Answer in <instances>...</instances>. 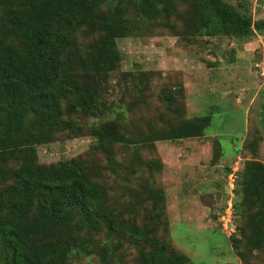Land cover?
Returning a JSON list of instances; mask_svg holds the SVG:
<instances>
[{
	"label": "rangeland",
	"instance_id": "374dc122",
	"mask_svg": "<svg viewBox=\"0 0 264 264\" xmlns=\"http://www.w3.org/2000/svg\"><path fill=\"white\" fill-rule=\"evenodd\" d=\"M225 1L253 21L264 19V0ZM137 5L103 0L98 7L125 29L114 36L118 60L111 70L88 68L101 29L73 33L65 57L84 63L75 73L94 87L96 112L69 111V99L63 100L65 114L50 142L0 155V192L20 165L78 161L91 171L108 209L99 227L82 223L78 214L70 226L28 244L33 250L66 245L65 264H141L150 245L130 230L142 227L164 242L166 253L183 254L189 264H264V248L246 247L250 215L258 208L241 205L229 177L246 161L264 164V29L254 28L248 38L218 36L207 7L196 0H175L169 12L153 14ZM205 23L213 34L200 33L207 32ZM164 90L176 95L174 104L161 98ZM205 114L211 124L203 137L163 139L177 118ZM116 117L126 139L101 151L107 144L93 130ZM215 141L223 152L217 160Z\"/></svg>",
	"mask_w": 264,
	"mask_h": 264
},
{
	"label": "trees",
	"instance_id": "16d2710c",
	"mask_svg": "<svg viewBox=\"0 0 264 264\" xmlns=\"http://www.w3.org/2000/svg\"><path fill=\"white\" fill-rule=\"evenodd\" d=\"M102 1L0 0L1 157H7L16 149H31L50 142L65 114L61 109L63 100L69 99L68 110L73 112L77 109L93 111L98 105L94 87L80 82L75 73V68L85 67L84 63L65 56L77 29L89 32L101 29L104 36L95 47V56L88 68L93 71L113 68L118 60L114 36H124L122 30L125 29L98 12ZM132 1L138 4L139 10L150 14L161 10L169 12L175 7V0H125L127 4ZM196 1L207 7L211 14L210 28L218 36L248 38L254 28L264 29V19L253 21L248 11L235 9L225 0ZM203 26L207 32L200 33L213 34L208 23ZM141 88L143 90L144 86ZM161 98L169 105L177 101L174 93L165 90ZM115 119L93 130L98 141L107 144L101 151L109 152V143L126 139L120 133L119 118ZM65 123L72 126L67 120ZM210 124L208 114L190 119L179 117L169 125L163 139L200 138ZM213 150L216 160L223 156L218 141L213 143ZM154 170L159 171V167L155 166ZM234 177V191L243 198L241 205L258 208L250 215L246 247L249 251L264 248V164L246 161ZM105 200L100 183L92 179L91 171L81 162H62L50 167L20 165L15 170V180L0 192V212L7 210L0 216V262L65 264L66 245L33 250L28 244L70 226L78 214L82 216V223L98 228L108 214ZM130 231L150 245L139 257L141 264H189L183 254L166 253L164 242L149 237V228Z\"/></svg>",
	"mask_w": 264,
	"mask_h": 264
},
{
	"label": "built area",
	"instance_id": "2783aa9c",
	"mask_svg": "<svg viewBox=\"0 0 264 264\" xmlns=\"http://www.w3.org/2000/svg\"><path fill=\"white\" fill-rule=\"evenodd\" d=\"M235 172H236V171H233V172L230 173V175H229V177L232 179V182H231V183H232V188H231V190L233 189V184H234V173H235ZM230 185H231V184H230ZM226 211H227V210H226ZM226 211H225V212H226ZM226 214L229 215V217L231 216L230 211H227Z\"/></svg>",
	"mask_w": 264,
	"mask_h": 264
}]
</instances>
